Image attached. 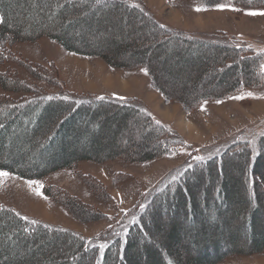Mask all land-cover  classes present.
<instances>
[{
  "label": "trees",
  "instance_id": "1",
  "mask_svg": "<svg viewBox=\"0 0 264 264\" xmlns=\"http://www.w3.org/2000/svg\"><path fill=\"white\" fill-rule=\"evenodd\" d=\"M229 1L248 10L264 5ZM43 37L113 68L146 71L164 101L185 111L241 90H264L263 55L224 33L204 38L163 26L140 1L0 0V170L38 180L80 162L145 163L190 151L180 168L90 238L0 204V264H219L264 251V153L252 155L264 132L254 144L193 150L137 100L71 95L61 90L52 64L12 54L13 45ZM20 70L33 83L20 79ZM79 178L93 194L107 196L94 178ZM43 195L81 223L106 220L62 189L44 187Z\"/></svg>",
  "mask_w": 264,
  "mask_h": 264
},
{
  "label": "rangeland",
  "instance_id": "2",
  "mask_svg": "<svg viewBox=\"0 0 264 264\" xmlns=\"http://www.w3.org/2000/svg\"><path fill=\"white\" fill-rule=\"evenodd\" d=\"M130 1L142 2L153 18L163 26L204 38L224 33L264 57V15L248 14L264 12V5L248 10L232 6L228 0V4L236 9L232 11L219 10L218 6L207 8L199 5L196 0ZM261 1L264 3V0ZM196 8L204 10L196 11ZM11 51L22 60L42 67L52 64L62 84L61 90L71 95L137 100L156 120L180 135L193 150H208L236 140L254 144L256 138L264 132V90H241L220 101L203 102L196 109L185 111L177 102L164 101L152 88L150 79L142 69L113 68L101 58L68 52L46 37L15 44ZM6 67L12 69L13 65ZM19 78L33 83L21 70ZM37 85L47 93H57V88L39 83ZM173 95L177 96L175 93ZM237 96L244 98L235 99ZM132 135L134 141L139 142L140 130L133 131ZM189 154L190 151L184 149L177 155L145 163H127L120 159L104 163L80 162L73 169L58 170L38 180H27L9 173L8 178L0 179V204L23 216L90 238L116 222L123 212L132 209L140 194L155 188L167 175L180 168ZM82 175L97 180L107 196L98 191L93 194L80 180ZM26 181L38 183L30 185ZM49 186L62 189L103 213L106 220L88 224L77 221L62 206L43 195L44 187ZM38 191L40 195H37ZM219 264H264V251L256 255L229 256Z\"/></svg>",
  "mask_w": 264,
  "mask_h": 264
},
{
  "label": "snow or ice",
  "instance_id": "3",
  "mask_svg": "<svg viewBox=\"0 0 264 264\" xmlns=\"http://www.w3.org/2000/svg\"><path fill=\"white\" fill-rule=\"evenodd\" d=\"M219 7V10H232V11H235L236 9L234 7H232L230 4H221L218 6ZM196 11H202L204 9H201V8H196L195 9ZM249 15H264V12H261V13H257V12H249L248 13ZM260 70L262 73H264V65H261L260 67ZM145 74L146 71H145ZM249 96H251V93H249ZM244 97L243 96H237L235 97V99H243ZM262 153H264V144L261 145V148L259 150H257L256 148H253L252 150V155L254 157H258L259 155H261ZM197 162H200L203 160V157H195L194 158ZM191 167V165H189V168ZM181 175H183V173H181ZM9 177V172L8 171H2L0 170V179H3V178H8ZM173 179H176V177L174 176ZM26 183L32 185V184H37L38 182L37 181H26ZM37 195H40L39 191L37 192ZM141 207L143 208L144 205H141ZM135 222V221H133ZM104 245H101V248H103ZM169 264H172V262L170 261Z\"/></svg>",
  "mask_w": 264,
  "mask_h": 264
},
{
  "label": "bare ground",
  "instance_id": "4",
  "mask_svg": "<svg viewBox=\"0 0 264 264\" xmlns=\"http://www.w3.org/2000/svg\"><path fill=\"white\" fill-rule=\"evenodd\" d=\"M221 93H223V92H221Z\"/></svg>",
  "mask_w": 264,
  "mask_h": 264
}]
</instances>
